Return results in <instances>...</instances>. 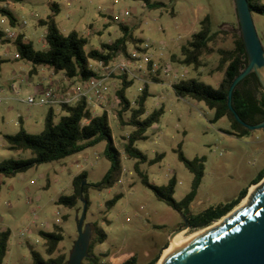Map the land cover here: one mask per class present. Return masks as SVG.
<instances>
[{
    "label": "rangeland",
    "instance_id": "obj_1",
    "mask_svg": "<svg viewBox=\"0 0 264 264\" xmlns=\"http://www.w3.org/2000/svg\"><path fill=\"white\" fill-rule=\"evenodd\" d=\"M149 1L165 6L150 9L141 0L0 2V8L11 12L16 20V24L10 26L6 17L0 14V29L9 28L22 34L24 41L30 42L36 50L45 48V27L39 21L53 14L51 7L55 4L54 20L59 31L63 34L75 31L83 36L85 51L100 49L102 44L119 38L122 35L119 23H123L135 39L150 45L148 52L152 54L153 63H157L159 82H153L145 75L144 82L143 77L138 76L125 90L126 99L133 106L146 86L148 96L143 118L162 108L158 122L147 129L146 138L134 143L145 161L123 154L126 143L123 138L133 128L120 125L111 117L108 119L113 143L121 154L122 174L111 188L87 187L85 191L88 206L83 228L89 226L91 240L96 237L95 234L92 237L95 224L103 231L105 239L94 245L83 264H120L128 254L135 256L136 264H148L169 243L173 231L184 225L182 216H185L158 200L142 183L143 177L157 187L171 181L173 198L180 201L191 190L193 174L178 159V149L187 160L203 159V175L196 190V200L202 202V210L236 197L264 168V130H247L240 137L232 136L227 133L230 126L226 118L211 122L213 111L201 102L177 97L171 87L173 83L189 78L218 87L221 73L208 74L207 71H215L218 59L215 51L232 46L229 36L219 38L214 45L215 51L204 56L203 65L196 69L171 58L178 52V47L199 30L198 22L206 15L210 18L212 31L235 30L239 33L233 0ZM252 17L264 46V16L253 14ZM15 53L13 43L5 44L0 39V55L5 59L0 63V87L4 89L8 84L6 91L10 97L0 101V163L33 156L29 150H9L3 136L15 134L20 128L29 134H39L48 111L45 105H29L22 101L29 95L42 93L41 78L39 73L28 77L27 72L33 65L24 59H14ZM40 67L36 69L39 71ZM12 82H15L16 92L9 89ZM64 114L60 108H55L54 122ZM127 119L128 113L124 115V120ZM105 145L106 142L101 141L79 153L59 161L41 163L13 177L0 174V231H10L3 264L30 263L29 247L44 256V240L39 231L51 232L54 226L61 228L63 236L56 254H64L68 261L77 238L76 218L80 216L82 203L79 200L76 207L68 208L56 201L59 196L73 193L71 177L81 171L86 172L87 184L102 179L110 166L104 156ZM117 195L119 198L115 203L108 206L107 202ZM93 257L94 261L90 259Z\"/></svg>",
    "mask_w": 264,
    "mask_h": 264
},
{
    "label": "trees",
    "instance_id": "obj_2",
    "mask_svg": "<svg viewBox=\"0 0 264 264\" xmlns=\"http://www.w3.org/2000/svg\"><path fill=\"white\" fill-rule=\"evenodd\" d=\"M19 1L0 0L2 3ZM141 1L150 9L165 6L161 2ZM247 3L252 15L258 14L264 16V0H247ZM52 5L51 10L53 14L49 15L45 20L39 21V24L45 27L44 49L36 50L30 42L24 41V36L20 33H17L16 39L13 42L19 59H24L33 66H45L52 69L55 73H63L68 79L85 81L92 76H96V73L89 67L90 61L101 60L104 63H109L118 54L127 56L129 46L140 44V41L133 37L128 27L123 23H119L122 31V35L119 38L102 44L100 49L85 51L86 39L83 36L75 31H71L68 34H63L59 31L54 20L57 8L55 4ZM0 14L6 17L10 26L16 24L14 16L8 10L0 8ZM198 24L199 30L193 33L185 44L179 46L178 52L173 54L171 59L196 69L198 66L203 65L202 58L204 56L212 54L215 51L214 45H216L217 40L223 36H229L232 46L218 48L215 51L218 59L215 71L212 72L221 73L218 87L213 88L194 78L181 79L173 83L171 87L177 97L201 102L209 110L213 111L211 122L226 118L230 126V131L227 133L240 137L247 129L235 121L233 114L227 108L226 99L228 88L233 78L247 63L241 37L235 30L212 31L208 15L204 16ZM1 35L2 33H0V39ZM4 41L5 43L7 42V40ZM3 61L1 59L0 63ZM151 66L152 62L148 64V68L150 69ZM32 71H34V68ZM152 78L157 80L155 76H152ZM117 79L119 80V86L114 93L119 99V107L116 109L117 120L120 125L131 126L133 128L132 132L126 138H123L126 140L123 146V154L127 158H134L143 162L146 159L134 147V143L137 140L146 138L145 133L147 129L158 122L162 108L154 110L143 118L145 113L144 103L148 96L146 86L142 89L141 94L135 99L132 106L125 97V90L130 87L133 79H128L125 75L119 76ZM260 89L261 86L258 79L252 73L240 81L233 90L232 107L241 120L246 123L256 124L264 118V97ZM59 107L65 114L60 116L57 122H54V112L49 108L44 117V128L39 134H29L23 128H20L15 134L3 136L9 150H29L33 156L27 159H7L2 161L0 163V174L5 177H13L41 163L59 161L101 141H105L104 156L109 161L110 166L102 179L94 184L85 183L80 188L82 180L85 181L86 179V172L81 171L71 179L73 193L68 196H59L56 201L58 205L68 208L76 207L80 200L81 189L83 199L86 200L87 209L88 200L85 196L87 187L102 190L111 188L119 182L122 174L121 154L113 143L111 128L105 112L99 115H92L87 109L84 99H80L73 104H61ZM126 113H128V119L124 120ZM178 159L193 174L191 190L180 201H175L173 198L174 184L171 181L165 186L157 187L149 184L143 177L142 183L153 191L158 200L164 202L172 209L181 212L186 217L191 229L205 227L212 221L220 219L246 196L248 187L240 190L236 197L224 204L208 207L199 213H190L188 207L195 198L196 190L203 175V159L195 158L187 160L179 149ZM263 175L264 168L258 172L251 185L257 184L263 178ZM118 198L119 195L109 200L107 202L108 206L113 205ZM93 234L96 237L91 238L88 253H91L96 243H101L105 239V234L95 224L92 226V237ZM39 235L44 240V256L29 247L32 260L28 264H67V257L64 254H56L58 245L63 239L61 228L54 226L53 231H39ZM9 237V229L0 231V264H3V259L6 255ZM159 253L148 264H154L159 257ZM90 259L94 261L95 257ZM120 264H136V258L134 255H131Z\"/></svg>",
    "mask_w": 264,
    "mask_h": 264
},
{
    "label": "water",
    "instance_id": "obj_3",
    "mask_svg": "<svg viewBox=\"0 0 264 264\" xmlns=\"http://www.w3.org/2000/svg\"><path fill=\"white\" fill-rule=\"evenodd\" d=\"M236 22L247 63L233 78L227 92L226 105L235 121L249 131L264 130V118L249 124L241 120L232 107V93L238 83L254 73L264 92V46L257 34L247 0H233ZM264 97V93H263ZM85 184L82 180L80 188ZM258 184V185H257ZM248 189L239 205L217 220L201 228L190 229L186 217L184 225L168 238L156 264H264V178ZM82 209L76 218L77 238L67 264H81L88 257L91 230L83 222L86 200L80 189Z\"/></svg>",
    "mask_w": 264,
    "mask_h": 264
},
{
    "label": "built area",
    "instance_id": "obj_4",
    "mask_svg": "<svg viewBox=\"0 0 264 264\" xmlns=\"http://www.w3.org/2000/svg\"><path fill=\"white\" fill-rule=\"evenodd\" d=\"M1 40H7L8 43H13L16 39L17 33L11 31L9 28L0 29ZM25 39V37H24ZM150 45L140 43L136 46H131L127 50V56L118 54L109 63H104L101 60H92L89 62L90 69L96 73V76H92L85 81L76 82V84H69L64 89H52L42 88V93L34 96H27L22 101L29 105H61V104H73L80 99H84L87 109L92 115H99L105 112L108 119L109 117L117 120L116 110L119 107V99L115 94L112 96L108 94V83L111 79L125 75L128 79H135L141 71H158V67L153 63L152 54L148 52ZM0 59H2L0 55ZM14 59H19L17 53L14 54ZM152 62V66L149 69L148 64ZM163 66L166 67V64ZM45 66H41L39 71H43ZM47 68V67H46ZM167 72V71H166ZM165 72V73H166ZM53 74V73H51ZM62 79L69 82L68 79L62 73ZM145 82V79L143 80ZM9 89L13 92L17 91L15 82L9 86ZM2 88L0 87V93ZM110 96V97H109ZM109 99L113 103V108L108 106Z\"/></svg>",
    "mask_w": 264,
    "mask_h": 264
},
{
    "label": "crops",
    "instance_id": "obj_5",
    "mask_svg": "<svg viewBox=\"0 0 264 264\" xmlns=\"http://www.w3.org/2000/svg\"><path fill=\"white\" fill-rule=\"evenodd\" d=\"M6 3H11V2H6ZM45 33V32H44ZM5 44H9L8 42H6ZM2 45V44H1ZM179 48V47H178ZM5 60V59H3ZM154 64H157L156 62H154ZM34 68V71H32V69ZM36 67L34 66H31V68H29L28 72H27V76H31L32 74H36V73H39V76L41 78V80L39 81V86H42L44 88H52V89H64L66 88L69 84H76V82H80L79 79H70L69 82L67 83V81H64L62 79V73L61 72H58V73H55L52 71V69L50 68H46L44 67V70L43 71H38V69H36ZM47 71H46V70ZM53 73V74H51ZM208 74H212L213 72L212 71H207ZM139 76L143 77V79L146 80V78L144 77V75L149 78L151 81L153 82H159L161 80L160 76H159V71H146L144 73V71H141L138 73ZM152 76H155V78L157 80H154V78H152ZM24 80V79H22ZM29 80V78H28ZM119 86V80L117 78H113L109 81L108 83V94H110L111 96L115 93V90L117 89V87ZM2 88V87H1ZM8 88V84L6 86V88H2V92L0 93V101L2 100H5V99H8L9 96V91H6V89ZM110 97V96H109ZM10 98V97H9ZM108 106L110 108H113V103L112 101L109 99L108 101ZM47 108H51L54 112L55 108H60L59 105H50V106H47ZM20 118V117H19ZM155 124H153L152 126H154ZM151 126V127H152ZM116 147V146H115ZM261 171V170H260ZM258 173V172H257ZM75 176V175H73ZM73 176L71 177V179L73 178ZM256 176H254L253 178H251V180L248 182V185L246 186L247 190L249 189L251 183L253 182V180L255 179ZM193 179V178H192ZM191 183H192V180H191ZM253 186V185H251ZM196 196L197 194H195V198L194 200L190 203L189 207H188V210L190 213H199L205 209H201V205H202V202L200 200H196ZM131 256V254H128V257L129 258ZM126 258V259H127Z\"/></svg>",
    "mask_w": 264,
    "mask_h": 264
},
{
    "label": "bare ground",
    "instance_id": "obj_6",
    "mask_svg": "<svg viewBox=\"0 0 264 264\" xmlns=\"http://www.w3.org/2000/svg\"><path fill=\"white\" fill-rule=\"evenodd\" d=\"M247 196V195H246ZM242 199H245V197L244 198H242ZM239 205V204H238ZM219 220V219H218ZM217 220H215V221H213L212 223H215ZM169 244V243H168ZM168 244H167V246H168ZM167 246L165 247V248H163V249H166L167 248ZM162 249V250H163ZM162 250H161V253H160V255H159V257H158V259H157V261L154 263V264H156L159 260H160V258H161V254H162Z\"/></svg>",
    "mask_w": 264,
    "mask_h": 264
},
{
    "label": "flooded vegetation",
    "instance_id": "obj_7",
    "mask_svg": "<svg viewBox=\"0 0 264 264\" xmlns=\"http://www.w3.org/2000/svg\"><path fill=\"white\" fill-rule=\"evenodd\" d=\"M260 90L262 91V88H261ZM84 259H85V258H84ZM84 259L82 260V263H81V264H83ZM86 259H87V258H86ZM85 264H88V263H85Z\"/></svg>",
    "mask_w": 264,
    "mask_h": 264
}]
</instances>
